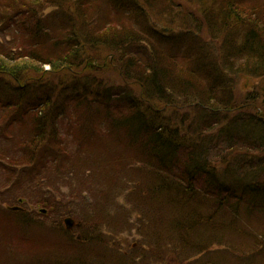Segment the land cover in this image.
Listing matches in <instances>:
<instances>
[{"label":"trees","instance_id":"1","mask_svg":"<svg viewBox=\"0 0 264 264\" xmlns=\"http://www.w3.org/2000/svg\"><path fill=\"white\" fill-rule=\"evenodd\" d=\"M0 29L4 186L60 178L71 146L114 147L132 182L72 230L51 194L0 201V264H264V106L235 95L264 83V0H0ZM133 228L144 257L113 247Z\"/></svg>","mask_w":264,"mask_h":264},{"label":"rangeland","instance_id":"2","mask_svg":"<svg viewBox=\"0 0 264 264\" xmlns=\"http://www.w3.org/2000/svg\"><path fill=\"white\" fill-rule=\"evenodd\" d=\"M51 8L48 7L47 11L51 10ZM4 34L5 33L1 31L0 42H4L10 39V34ZM109 75L110 74H105V76L110 78ZM257 87H259L261 90V97L256 102L258 104L260 103V107H262L264 106V103L262 101L264 98V83H262L261 80H257L256 78L254 79L237 77V93L235 95L237 96V98L243 97L244 94L251 90L252 92L255 91L256 93ZM261 110L264 111L263 108H261ZM183 112H188V109H185ZM0 126H2V124ZM62 132H67V130H65V126ZM8 145L9 143L7 141L0 142L1 149H5ZM69 149L72 160L67 163V166L63 167V170L59 175L60 178H56L55 176L53 178H45L40 182V184L34 187L35 189L32 192L28 193V195L24 194L21 196L22 200L20 204L17 202V198H19L18 192L13 191L15 192V194L13 195L12 191L4 186V180L0 176V193H2V198H0L1 203L8 206L19 205L29 210L30 212H38V210L45 207L40 199H43L46 195L49 196L51 194L54 203L58 204L59 211L64 212V215L70 214L74 218L79 216H87L88 213L91 214L92 210H96V203L98 202V199L103 197L102 193L106 188H108V185L115 181H118V191H115V193L119 194V197L117 200L115 199V202H117L118 205H121L123 207L125 206L126 209L130 207L128 206L129 203L126 199L127 196L125 194L127 193L128 195L129 191L127 190L132 182H126L129 179L125 175V169L123 167L118 169L117 162H121V160L118 158L117 150L114 147H105L106 150L97 152H91L85 148L81 151L78 146H71ZM120 156L122 157V155ZM213 159L218 160L219 157L215 156ZM220 160L221 159H219L218 162ZM38 214L41 213L38 212ZM45 214H47V212ZM61 215L62 214L57 213L54 209H52V212H50L47 217H41V219L42 221H44L45 218L46 221L50 223L53 220L59 219ZM128 215L130 216V214ZM131 216L135 221L137 214L133 213ZM79 218L83 220V217ZM119 235L122 236L121 238L125 240L122 241L120 247L118 245L113 247L119 248L120 253H135L141 255L142 257L147 255L146 245L144 248L140 249H137L135 247L136 243H138L141 238H144L143 235L140 236L138 230L133 228L130 231H124ZM124 245H126L127 247L123 248ZM133 245L135 248H133ZM131 248L135 249V251L131 252ZM11 260L12 262H15L17 260V256L13 254L11 256ZM155 261L156 260L152 258V260H150V264H157L158 262L155 263ZM126 262H129V260H126ZM172 264H177V262Z\"/></svg>","mask_w":264,"mask_h":264},{"label":"water","instance_id":"3","mask_svg":"<svg viewBox=\"0 0 264 264\" xmlns=\"http://www.w3.org/2000/svg\"><path fill=\"white\" fill-rule=\"evenodd\" d=\"M263 103H264V99H263ZM11 209H12V210H16L17 207H12ZM45 211H46L45 209H41V212L45 213ZM63 223H64V226H65L67 229H71L74 225L77 224L76 221H75L72 217H70V216L65 217V218L63 219Z\"/></svg>","mask_w":264,"mask_h":264},{"label":"flooded vegetation","instance_id":"4","mask_svg":"<svg viewBox=\"0 0 264 264\" xmlns=\"http://www.w3.org/2000/svg\"><path fill=\"white\" fill-rule=\"evenodd\" d=\"M81 222H82V220H81L80 222L78 221V223H79V224H78V227L81 226ZM76 235H77L78 237H80V233H77ZM134 245H135V244H134ZM134 245H133V248H135L137 244L135 245V247H134ZM124 253H125V252H124Z\"/></svg>","mask_w":264,"mask_h":264}]
</instances>
